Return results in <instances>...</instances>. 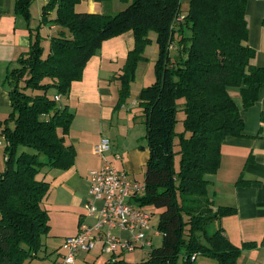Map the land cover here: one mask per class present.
<instances>
[{"label":"trees","instance_id":"obj_1","mask_svg":"<svg viewBox=\"0 0 264 264\" xmlns=\"http://www.w3.org/2000/svg\"><path fill=\"white\" fill-rule=\"evenodd\" d=\"M31 1L14 0L13 6L27 24L30 45L6 73L10 112L1 134L6 146L0 173V264L44 258L42 237L50 225L43 200L50 183L37 176L45 168L66 171L76 157L65 143L74 112L55 98L69 94L104 41L127 32L134 46L118 76L117 106L145 60L149 33H155L157 45L154 80L138 94L148 158L144 193L133 200L142 209L160 210L155 231L161 245L136 264H195L200 255L216 264H236L241 251L256 244L236 247L219 225L214 228L236 210L214 205L207 177L218 169L224 139L243 135L241 111L229 89H239L242 110L264 89V66L251 64L256 54L247 44L246 1L188 0L181 14L180 0H124L123 10L106 15L77 12L82 0H47L37 27L30 29ZM45 25L51 30L47 50L40 35ZM180 113L184 130L176 134ZM104 264L127 263L112 256Z\"/></svg>","mask_w":264,"mask_h":264},{"label":"crops","instance_id":"obj_2","mask_svg":"<svg viewBox=\"0 0 264 264\" xmlns=\"http://www.w3.org/2000/svg\"><path fill=\"white\" fill-rule=\"evenodd\" d=\"M38 1L39 7L46 3V0ZM245 1L247 44L256 54L251 64L262 67L264 66V0ZM188 2V0H180L184 8L188 6ZM106 4L108 3L103 0H82L76 6V11L107 15L110 6ZM120 5L127 6L117 0L114 8H119ZM13 6L14 0H0V114L3 111L6 113L10 108L8 92L2 85L3 78L15 66L17 58L28 51L30 45L27 24L21 16L14 13ZM29 12L31 16L29 28L35 29L41 14L39 16V12L34 14L32 6ZM133 46L134 38L131 32L104 41L98 52L86 64L81 80L72 83L67 96L60 97L59 103L69 106L74 112L70 133L65 137V143L72 145L76 152L74 165L70 169L51 170L48 172L49 179L45 177L50 183L47 199L54 195L53 204L58 205L56 211L54 209L48 212L49 232L59 234L64 231L60 234V238L66 235L75 236L80 221L92 226L97 220L96 215L87 216L83 208L84 203L91 200L88 176L92 170L110 165L125 172L129 177L143 172L148 150L146 146L128 144L133 126L129 113L124 114L123 110L128 111L129 106L122 104L120 110L114 112L118 99V76L127 53ZM142 63L138 64L137 71L142 68ZM143 84H139L133 92L139 93L146 87ZM229 93L234 97L241 111L244 123L243 135L224 139L220 147L218 169L215 174L207 178L211 182L208 186V194L214 205L231 207L236 212L234 215L222 217L214 224V228L219 225L227 239L236 247H241L244 243L256 244L253 248L243 249L236 264H264V119L262 120L264 89L259 91L256 102L246 110H242L239 89L230 88ZM122 125L125 127L126 135L120 139L115 134L114 128ZM102 139L108 140L109 150L103 156H98L95 147ZM238 180H243L246 184H237ZM93 204L97 210L101 208V201H94ZM54 219L57 220L56 223H53ZM68 221H71L70 226L65 225ZM68 227L70 230L65 231ZM117 232L122 238L131 237L129 232L119 230ZM42 243L45 244L41 249L44 258L35 259L30 264H61L60 253L57 254L58 256L52 255L49 251L51 249L46 245L49 241L46 242L45 239ZM93 252H96L97 256L93 255ZM100 255L104 254L99 250L80 252L76 255L73 264H98Z\"/></svg>","mask_w":264,"mask_h":264},{"label":"built area","instance_id":"obj_3","mask_svg":"<svg viewBox=\"0 0 264 264\" xmlns=\"http://www.w3.org/2000/svg\"><path fill=\"white\" fill-rule=\"evenodd\" d=\"M56 101L60 99L57 96ZM1 144V142H0ZM109 142L102 139L95 147V153L101 156L109 150ZM91 200L84 203L87 216L96 215L94 225L81 222L78 233L67 237L60 245L61 264H73L80 252L99 250L111 256L117 253L132 252L135 249L151 248V239L145 234L152 231L149 226L150 212L131 203L135 197L144 193V185L132 180L125 172L105 165L92 170L88 176ZM94 201H101V208L94 207ZM126 231L129 239L114 235V231ZM159 236L158 231L153 232Z\"/></svg>","mask_w":264,"mask_h":264},{"label":"rangeland","instance_id":"obj_4","mask_svg":"<svg viewBox=\"0 0 264 264\" xmlns=\"http://www.w3.org/2000/svg\"><path fill=\"white\" fill-rule=\"evenodd\" d=\"M103 1L108 3L106 5L110 6L109 14H116L125 8V6H121V5L119 8H114V5L116 4L117 0H103ZM118 2L122 3V4L124 3L126 5V2L124 0H118ZM30 6H32V11L34 14H37V12H39L38 16L41 14V8L42 7L41 6L39 7V1L38 0H32L30 5H29V9H30ZM36 8H37V10H36ZM187 9H188V6H185V8H184V6H181V9H180L181 14L182 13L186 14ZM76 10H77V8H76ZM53 18H54V16L52 14L50 16V19H53ZM39 21H40V19H39ZM36 25H37V23H36ZM35 27H37V26H35ZM50 33H51V30L49 29V25H45V26L41 27L40 35H41L42 39L44 40V41H42L43 42L42 44H43V48L45 50H47V47H48L49 39H47V38H48V34H50ZM149 38H150L151 42H150V44H148L145 47L144 54H143V56L145 57V60L142 63L143 64L142 68L139 71H137L139 69L137 66L136 71H135L136 74L134 75V79L130 83L129 95L127 96V98L122 103L123 105L125 104L126 107L129 106V110L126 111V109H124L123 112H124V114L129 113V115H130L129 117L131 119L133 128L130 131L128 144H132L133 146L141 145V146L145 147V142L143 141L144 125L142 122H140L141 121V115H140L141 114V107L139 105V99H138L139 93H138V91L133 92V90L135 91V89L138 88L139 84H141V83H144L143 85L147 86V85L151 84L154 80V62H155L156 57H157V45H156L155 33H153V32L149 33ZM170 54L172 55L171 52H170ZM2 85L4 86V90L8 92L10 87H9V84L6 82V76L3 78V84ZM50 94H51V92H50ZM121 105L116 106L114 108V112L119 111L121 108ZM9 112H10V108H8L6 110V113H5V111H3V113L0 114V142H1V144H0V173L4 170V167H5V163H4L5 162L4 161L5 149L4 148L6 146V141H5L4 136L1 135L2 131L4 129L3 118L7 117ZM4 114H5V116H3ZM182 115H183L182 113L178 114V121L174 127V131L176 134L182 133L184 130L183 124L181 122ZM142 121H143V119H142ZM9 126L12 127V124H10ZM114 130H115V134L120 139H122L126 135L124 125L120 126L119 128L116 127V128H114ZM97 155L101 156L100 154H97ZM179 160H180V155L177 154V156H175V161H176V167L178 170H179ZM48 172H51V170H48L47 168L41 170L39 172L37 178L45 179V177H46L48 180L49 179L48 178L49 177ZM130 178L132 180H136V181L140 182L141 184L143 183V175L142 174H138L137 176H130ZM51 190H52V187H51ZM54 190H53V192H54ZM49 193H50V190H49ZM49 193L47 194V197H48ZM47 197L43 200V205H44L46 211L50 212V211H54V209L56 211L58 209V205H57V203H55L56 205L53 204V200H55V196L52 195L48 199H47ZM131 204L133 206H136L134 200H133V203H131ZM52 205H54V207ZM143 208L147 212H150L149 226H151L152 231L146 230L145 234L152 240L151 241L152 247L151 248L135 249L132 252H124V253L119 252V253H117L116 257L123 259L124 262L127 264H136V263H140L142 261H145L148 257V253L150 252V250L153 248H157L161 245V237L160 236L157 237V236L153 235V232H155V228L158 225L160 210L159 209L156 210L155 207L149 206V205L144 206ZM56 221L57 220L54 219L53 223H56ZM65 225L70 226L71 221L66 222ZM68 230H70V227H68V229L65 231H68ZM63 232L64 231H61L59 234H54V233H52V231H50L48 234H46L42 237V240L46 239V242L49 241V244H46V245H47V247H49V249H51L49 251L52 253V255L55 254L56 256H58L57 254H59V253L61 254L60 248H59L60 245H62L63 240L65 238L71 237V236L66 235L63 238H60V234H62ZM113 234L117 235L118 232L114 231ZM42 245H45V244L42 243ZM40 254L43 256L44 252L42 254V251H41ZM92 254L97 256L96 252H93ZM110 259H112L111 255H108V254H104L103 256L100 255L98 264H103L104 262H107ZM195 264H216V262H214V260H212V259H208V258L202 257L200 255L197 257Z\"/></svg>","mask_w":264,"mask_h":264}]
</instances>
